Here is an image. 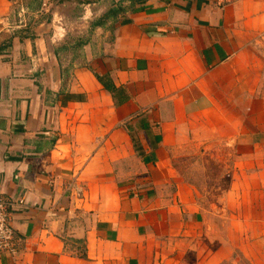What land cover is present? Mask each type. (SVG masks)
Listing matches in <instances>:
<instances>
[{"label":"crops","instance_id":"crops-1","mask_svg":"<svg viewBox=\"0 0 264 264\" xmlns=\"http://www.w3.org/2000/svg\"><path fill=\"white\" fill-rule=\"evenodd\" d=\"M46 1L0 0V196L19 241L0 264H222L233 240L256 242L246 256L264 264V77L249 82L244 60L264 40V0H142L90 29L70 91L39 38ZM187 146L240 156L221 245L170 167Z\"/></svg>","mask_w":264,"mask_h":264},{"label":"rangeland","instance_id":"rangeland-1","mask_svg":"<svg viewBox=\"0 0 264 264\" xmlns=\"http://www.w3.org/2000/svg\"><path fill=\"white\" fill-rule=\"evenodd\" d=\"M123 1L128 6L129 0ZM123 1H119L118 4ZM46 4H48L46 8L48 13H44V16L46 20L50 19V26L42 27L39 38L47 43L44 54L58 52L59 66L64 68L67 77L65 89L70 91L73 89L75 81L74 66L81 62L83 55L85 56L83 49L77 46L78 42L96 39L95 31L93 33L90 30L91 24L99 19L103 11L109 10L116 3L113 0H47ZM23 11L25 14L26 10ZM53 36H55L56 42L51 45ZM59 37L60 41L57 40ZM244 56L249 69V71L247 70L249 82L254 83L259 73L264 77V40H261L257 45H249L244 50ZM239 157L235 148H219L204 152L197 146H187L172 155L169 162L170 167L176 172L177 182L179 183L180 173V178L197 190L195 201L205 216L202 231L206 237L210 232L209 227H211L220 238L214 242L215 245H221L225 239L227 241L229 228L234 230V226L229 224V215L235 213L232 210V212H228L230 214L226 215L223 211V201L226 199L227 191L241 179ZM247 159V172L250 174L254 171L256 161L254 156H249ZM169 190L172 192L174 187H170ZM236 215L238 214L236 213ZM203 241L206 243L207 239ZM241 243L243 246L245 245V251L241 250L243 247ZM227 246L231 251V257L222 264H251L245 252L254 253L257 247L254 241L239 242L234 240ZM259 247L262 249L264 242H260Z\"/></svg>","mask_w":264,"mask_h":264},{"label":"trees","instance_id":"trees-1","mask_svg":"<svg viewBox=\"0 0 264 264\" xmlns=\"http://www.w3.org/2000/svg\"><path fill=\"white\" fill-rule=\"evenodd\" d=\"M141 1L142 0H131L129 8H126L123 6L124 1L121 2L116 7L111 8L107 12V14L103 16L102 18L103 20L93 23L91 25V29H95L96 27H99V26H104L105 25L104 22L109 19H112V18L117 19L119 16L125 15L128 10H133L134 6L137 3H140ZM86 43H87L86 41H80L78 42L77 46L82 48L86 45ZM95 77L97 81L99 82V84L103 87V89L112 96L116 107H119L128 101V97L126 96L125 90L122 88L115 87L114 84L111 82V80H109V78L100 77L98 75L97 76L95 75ZM67 98L69 99L68 101H74L76 99V97L73 95H69Z\"/></svg>","mask_w":264,"mask_h":264},{"label":"built area","instance_id":"built-area-1","mask_svg":"<svg viewBox=\"0 0 264 264\" xmlns=\"http://www.w3.org/2000/svg\"><path fill=\"white\" fill-rule=\"evenodd\" d=\"M20 206L25 205V201L19 200ZM13 206L11 200L0 196V256H16L19 252V241L11 225L9 210Z\"/></svg>","mask_w":264,"mask_h":264}]
</instances>
